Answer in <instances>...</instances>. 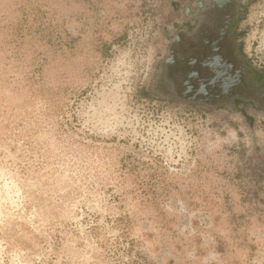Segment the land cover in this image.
Masks as SVG:
<instances>
[{"label": "clouds", "instance_id": "9594fccd", "mask_svg": "<svg viewBox=\"0 0 264 264\" xmlns=\"http://www.w3.org/2000/svg\"><path fill=\"white\" fill-rule=\"evenodd\" d=\"M165 3L0 0V264H264V109L150 90Z\"/></svg>", "mask_w": 264, "mask_h": 264}, {"label": "flooded vegetation", "instance_id": "af4514ba", "mask_svg": "<svg viewBox=\"0 0 264 264\" xmlns=\"http://www.w3.org/2000/svg\"><path fill=\"white\" fill-rule=\"evenodd\" d=\"M212 7L200 25L184 36L187 42L172 48L176 91L193 101L239 94L264 109V87L242 61L234 41L240 0H217Z\"/></svg>", "mask_w": 264, "mask_h": 264}, {"label": "rangeland", "instance_id": "374dc122", "mask_svg": "<svg viewBox=\"0 0 264 264\" xmlns=\"http://www.w3.org/2000/svg\"><path fill=\"white\" fill-rule=\"evenodd\" d=\"M217 0H166L163 6V13L160 19H157L158 14L153 13L151 19L154 24L161 28L164 36V45L162 50L158 52V60L153 65L152 70L149 73L151 79V91L156 92H173L186 98V94L176 91L175 77L173 73L172 65V48L174 46H180L187 41L183 39L186 34L190 33L192 29L197 28L200 25L201 18L208 11L212 10V6ZM237 13L236 17H238ZM148 23V20H145ZM235 22L234 41L238 46L239 53L242 61L246 64V67L253 70L254 75L257 76L258 82L264 87V62H260L254 57H250L245 44L243 43V37L245 33L243 31L236 30ZM178 35L181 40H177ZM188 97V96H187ZM205 102L209 105H228L235 110L241 111L247 115L251 110H260L257 104L249 99H243L242 96L232 98L230 96L213 99ZM251 122V117H249Z\"/></svg>", "mask_w": 264, "mask_h": 264}]
</instances>
